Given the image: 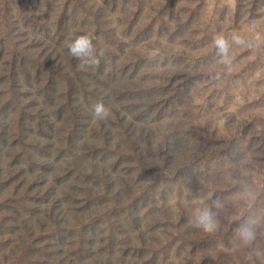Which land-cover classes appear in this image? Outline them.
<instances>
[{"label": "rangeland", "instance_id": "1", "mask_svg": "<svg viewBox=\"0 0 264 264\" xmlns=\"http://www.w3.org/2000/svg\"><path fill=\"white\" fill-rule=\"evenodd\" d=\"M0 264H264V0H0Z\"/></svg>", "mask_w": 264, "mask_h": 264}, {"label": "clouds", "instance_id": "2", "mask_svg": "<svg viewBox=\"0 0 264 264\" xmlns=\"http://www.w3.org/2000/svg\"><path fill=\"white\" fill-rule=\"evenodd\" d=\"M94 37L90 34H82L74 39L67 41L65 47L69 54L80 60L82 66H98L99 57L104 55V49L97 50L93 44ZM232 42L241 45L244 40L239 35L232 37ZM217 54L221 57H227L229 54L230 43L223 35H218L214 41ZM155 55V54H153ZM227 63V61H225ZM92 115L100 121L109 119L112 115L111 110L103 102H97L93 105ZM216 207H220L217 202ZM190 224L193 228L200 229L207 233L215 232L219 228V221L215 219V214L209 208L197 209L191 213ZM256 222L249 220L237 228L236 233L244 244H249L256 236Z\"/></svg>", "mask_w": 264, "mask_h": 264}]
</instances>
